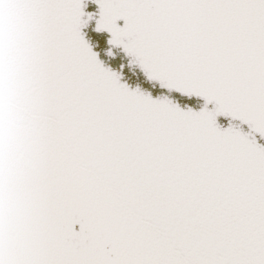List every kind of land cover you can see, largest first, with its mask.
Masks as SVG:
<instances>
[{"label":"snow or ice","instance_id":"6c2138e0","mask_svg":"<svg viewBox=\"0 0 264 264\" xmlns=\"http://www.w3.org/2000/svg\"><path fill=\"white\" fill-rule=\"evenodd\" d=\"M0 264H264V0H0Z\"/></svg>","mask_w":264,"mask_h":264}]
</instances>
